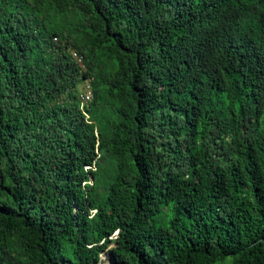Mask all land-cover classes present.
Returning a JSON list of instances; mask_svg holds the SVG:
<instances>
[{
    "label": "trees",
    "instance_id": "16d2710c",
    "mask_svg": "<svg viewBox=\"0 0 264 264\" xmlns=\"http://www.w3.org/2000/svg\"><path fill=\"white\" fill-rule=\"evenodd\" d=\"M0 264H264V0H0Z\"/></svg>",
    "mask_w": 264,
    "mask_h": 264
},
{
    "label": "built area",
    "instance_id": "2783aa9c",
    "mask_svg": "<svg viewBox=\"0 0 264 264\" xmlns=\"http://www.w3.org/2000/svg\"><path fill=\"white\" fill-rule=\"evenodd\" d=\"M55 39H57V38H55ZM72 52H73V54H74V57L77 59V61H78L79 63H81V65L83 66V58H82V56H81V55H78L77 53H75V51H72ZM86 87H87V88H86L87 91H86V93L83 95V100H84V101H89V100H91V99L93 98V92H92V90H91L89 84H87Z\"/></svg>",
    "mask_w": 264,
    "mask_h": 264
},
{
    "label": "rangeland",
    "instance_id": "374dc122",
    "mask_svg": "<svg viewBox=\"0 0 264 264\" xmlns=\"http://www.w3.org/2000/svg\"><path fill=\"white\" fill-rule=\"evenodd\" d=\"M84 87V83L80 85V88H83Z\"/></svg>",
    "mask_w": 264,
    "mask_h": 264
},
{
    "label": "bare ground",
    "instance_id": "6f19581e",
    "mask_svg": "<svg viewBox=\"0 0 264 264\" xmlns=\"http://www.w3.org/2000/svg\"><path fill=\"white\" fill-rule=\"evenodd\" d=\"M79 64H81V63H79ZM86 88H87V87H86ZM82 92H85V91L82 90Z\"/></svg>",
    "mask_w": 264,
    "mask_h": 264
}]
</instances>
